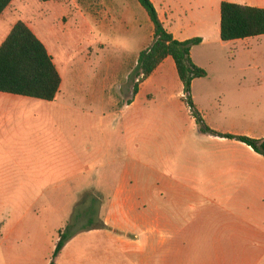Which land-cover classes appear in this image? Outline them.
I'll return each instance as SVG.
<instances>
[{"label":"crops","instance_id":"1","mask_svg":"<svg viewBox=\"0 0 264 264\" xmlns=\"http://www.w3.org/2000/svg\"><path fill=\"white\" fill-rule=\"evenodd\" d=\"M150 2L164 29L175 40H201L190 51L191 60L196 66L203 68L194 58L196 49L206 47L208 51L212 44L229 48L224 69L237 68L243 73V78L237 81L243 84H236L233 90L238 93L244 92L246 88L252 92L264 91V53L261 45L264 36L230 42L220 39V7L223 2L264 9V0ZM43 3L46 6L40 8L47 7L58 13L56 20H61V33L64 28H70L69 22L72 20L74 27L93 26L99 36L95 41L103 50L106 44L100 36H106L110 43H115L124 35L126 52H118L120 48L115 46L110 48L122 55L121 59L132 56V61H137L140 52L146 50L153 41V25L137 0H54ZM29 4L30 0H13L0 15V45L14 24L23 22L45 46L61 77V85L51 102L0 93V168L24 164L27 160L41 157L69 156L70 142L60 128L69 120L65 116L69 106L65 102L67 89L61 69L64 66L52 50L54 43L50 36L40 28L42 17L37 16L38 12ZM167 73L177 76L170 57L163 60L151 76L139 84L137 95L133 97L132 103L127 104L132 97L131 91L124 106H134L142 96L150 99L149 82L161 80ZM182 97L181 93L180 99L183 101ZM112 103L113 108H117L115 99H112ZM182 103L183 108L179 107V110L186 111V114L188 112V121L193 128H197L189 108ZM193 105L205 124L204 113L197 109L194 102ZM119 110L115 109L117 113ZM226 116L235 118L248 129L242 133L210 129L217 135L198 132L189 136L180 132L173 139L171 155L179 157L190 152L205 156L204 174L199 171L189 179L182 171H177L175 163L161 164L157 180L139 182L135 179L134 170L128 168L123 179L108 193V212L103 213V216L107 214L103 222L105 228L84 231L74 236L55 257L54 264H67L63 258H67L69 252L76 248L79 256V248L85 242L97 244L96 248L100 250L101 241L106 244L105 250L115 249L130 264H264V157L241 142L221 137L229 134L264 140V114L253 117L251 114L246 117L238 113ZM57 128H60L61 136L53 140L54 135L51 133ZM73 146L78 147L79 142H74ZM14 205L27 206L20 216H15L17 220L9 229L18 233L29 227L28 223H24V218L32 211V204H25L19 199ZM9 206L10 202H3L4 210ZM106 220L124 222L125 230L111 227ZM62 229L63 225L56 228L57 236L52 241V249L58 241V231ZM76 244H79L78 247Z\"/></svg>","mask_w":264,"mask_h":264},{"label":"rangeland","instance_id":"2","mask_svg":"<svg viewBox=\"0 0 264 264\" xmlns=\"http://www.w3.org/2000/svg\"><path fill=\"white\" fill-rule=\"evenodd\" d=\"M44 4L30 0L29 5L42 17L40 28L50 36L54 43L52 50L64 66L61 69L67 89L65 102L69 106L65 116L69 120L60 128L70 142L69 156L41 157L0 168V264H54L52 241L57 236L56 228L73 222L71 218L76 208L87 195L98 199V217L104 222L108 193L123 179L128 168L134 170L139 182L157 180L161 164L175 163L177 171H182L189 179L196 172L204 174L205 169V156L186 152L175 157L170 152L174 148L173 139L180 132L189 136L202 132L199 125L192 127L188 112L179 110L183 108L182 88L176 74L167 73L161 80L150 81L151 98L142 96L134 106L125 107L132 91L130 76L136 60L132 61V56L121 59L122 55L110 49L115 46L120 48L118 52H126L125 36L115 43L100 36L109 48L103 50L95 41L99 36L93 26L74 27L72 20L70 28H64L61 33V20H56L58 13L47 7L40 8L46 6ZM261 43L264 53V40ZM228 52L229 48L218 44L209 46L208 51L206 47L194 51V58L203 66L200 68L207 77L192 84L191 96L197 109L204 113L206 127L242 133L248 126L226 114L246 117L264 114V91L252 92L246 88L238 93L233 90L236 84H243L237 82L243 78V73L237 68L224 69ZM262 63L264 72V58ZM112 99L117 101L115 109L121 108L118 113ZM60 128L52 130L53 140L61 136ZM74 142H79V146L75 148ZM19 199L32 204V211L24 218L29 227L17 233L10 231L12 223L27 208L14 205ZM3 202H10L11 206L4 210ZM106 221L111 227L125 230L124 222ZM85 240L88 242L87 238ZM100 243L102 248L98 250L97 244L85 242L79 248V256L76 248L63 261L67 264H130L115 249L105 250L104 241Z\"/></svg>","mask_w":264,"mask_h":264},{"label":"trees","instance_id":"3","mask_svg":"<svg viewBox=\"0 0 264 264\" xmlns=\"http://www.w3.org/2000/svg\"><path fill=\"white\" fill-rule=\"evenodd\" d=\"M12 1L0 0V15ZM137 1L153 25V41L146 50L140 52L137 58L136 67L130 76L132 97L127 104L132 103L133 97L137 95L139 84L147 80L163 60L170 57L182 85L183 102L189 108L195 122L201 127L203 133L217 135L205 126L191 98L192 82L206 77V72L196 66L190 57L191 48L200 44L201 40L199 38L184 42L175 40L164 29L150 0ZM258 36H264V9L227 2L221 4L220 39L222 42ZM60 85L61 77L45 46L23 22L18 21L0 45V93L51 102L55 99ZM221 137L241 142L264 157V140L229 134ZM98 205V199L93 195L91 197L87 195L86 199L79 204V208H76L71 218L73 222L67 223L62 230L58 231L59 238L54 248L53 258L77 234L105 228L103 221L98 217Z\"/></svg>","mask_w":264,"mask_h":264}]
</instances>
